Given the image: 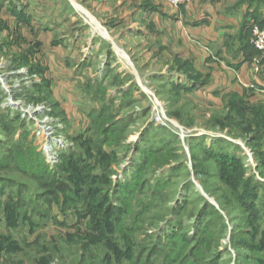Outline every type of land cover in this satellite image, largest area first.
Wrapping results in <instances>:
<instances>
[{"label": "rangeland", "instance_id": "rangeland-1", "mask_svg": "<svg viewBox=\"0 0 264 264\" xmlns=\"http://www.w3.org/2000/svg\"><path fill=\"white\" fill-rule=\"evenodd\" d=\"M3 1L0 264H264V99L206 93L152 0Z\"/></svg>", "mask_w": 264, "mask_h": 264}, {"label": "crops", "instance_id": "crops-1", "mask_svg": "<svg viewBox=\"0 0 264 264\" xmlns=\"http://www.w3.org/2000/svg\"><path fill=\"white\" fill-rule=\"evenodd\" d=\"M5 4L0 3V15L7 14L6 19L14 24L18 12L14 4L8 12ZM148 6L140 5V17L144 18H140L137 29L146 34L141 28L148 18L153 30L169 32L173 53L198 68L204 67L208 74L203 85L206 93L217 89L250 96L251 101L264 99V57L250 56L253 52L248 32L249 22H264V0H192L177 10L152 0ZM117 25L113 22V29Z\"/></svg>", "mask_w": 264, "mask_h": 264}, {"label": "built area", "instance_id": "built-area-1", "mask_svg": "<svg viewBox=\"0 0 264 264\" xmlns=\"http://www.w3.org/2000/svg\"><path fill=\"white\" fill-rule=\"evenodd\" d=\"M192 0H160V3L170 9L177 10L180 7H186L191 3ZM250 37L249 44L250 46L261 55H264V23L255 24L251 22L249 25ZM254 71L258 72V65L254 67Z\"/></svg>", "mask_w": 264, "mask_h": 264}, {"label": "trees", "instance_id": "trees-1", "mask_svg": "<svg viewBox=\"0 0 264 264\" xmlns=\"http://www.w3.org/2000/svg\"><path fill=\"white\" fill-rule=\"evenodd\" d=\"M252 22L255 23V24H263V23H264V22H257V21H252ZM250 23H251V22H249V25H250ZM248 32L250 33V31H249V26H248ZM251 50H252V52H253V53H252L253 55H250L251 57L257 54V52H256L252 47H251Z\"/></svg>", "mask_w": 264, "mask_h": 264}]
</instances>
